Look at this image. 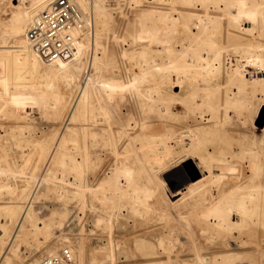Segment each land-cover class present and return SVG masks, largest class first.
<instances>
[{"label":"bare ground","instance_id":"bare-ground-1","mask_svg":"<svg viewBox=\"0 0 264 264\" xmlns=\"http://www.w3.org/2000/svg\"><path fill=\"white\" fill-rule=\"evenodd\" d=\"M50 1L52 0H31L26 12L16 7L5 28V32L15 39L14 45L0 48V66L5 68V75L0 79L3 87L0 93V114L4 116L5 111L15 108V112L13 111L15 121L23 127L28 124L34 109H38L39 114L44 118L61 121V130L56 131L51 144L35 135L28 139L24 136L22 127H13L6 131V135L17 139L15 145L18 148H30L27 152L22 151L19 165L14 168L8 164L5 167L6 175H12L13 178L22 177L28 169H32L37 172V176L32 178V181H14V184L9 183L8 180L0 181V195L3 193L14 195L11 201L0 204V217L5 219V223L0 224V264H12L8 255L11 252L16 253L14 244L22 230L31 227L37 232V229L45 228V226L37 227L38 219L34 213V206L42 195L55 189L57 180L64 183L65 189L80 202L83 209H93V202L108 190L113 202L116 200L119 207L126 204L123 207L132 215L140 217L152 212L144 193V190L150 187L144 181L145 166L143 169L128 161L118 163L119 165H115L110 172H107L110 177L102 180L101 176L106 171L101 169V164L105 157L104 149L109 151L113 148L116 153L115 149L118 145L115 139L128 136V140L125 141L128 142L125 146V151L128 153L126 149L129 143L135 139L148 138V135L142 133L153 126V121H149V115L155 113L163 118L165 115L174 114L171 111L174 100L184 103L183 106L188 109L186 113L200 114L202 118L204 117L202 114L208 115L207 120H199L195 129L189 130L187 135L177 133L179 138L187 139L190 148H194L197 153L193 156L191 149L185 154V159L180 160L194 159L196 165L201 166L198 172L201 178L192 182L191 187L195 189L205 185L210 187L202 196L209 217L196 221L199 224L205 222L206 230L210 232L209 237L212 239L235 237L236 231L249 227L264 235V134L252 133L250 138L227 139L226 134L221 132L219 127L224 124L223 122H228L227 113H223L225 114L223 116L221 110L229 109L230 102L240 100V105L247 109L257 99V95L264 98V0H147L148 4L141 8L138 16L136 15L131 32H127L126 36L112 34L113 42L118 45L127 38L130 39L131 45L137 43L138 37L147 41V47L140 48L141 53L137 55L143 58L149 55V65L154 69H166L175 73L178 77L176 76L174 83L180 85L178 89L185 86L182 85L184 82L188 83L186 87L189 91L183 98L171 92L174 83L170 82L169 89H165L162 87L163 81L161 84L157 79L159 81L156 83L153 76L147 84L146 78L138 73L127 81L105 76L110 64L115 69L119 66L115 60L108 62L107 51L100 45L108 20V14L102 9L104 0H73L80 11L88 16L91 15L83 11L91 8L99 10V30L97 33L95 31L94 37L90 39L92 29L76 44V52L72 60L51 65L44 64L32 52L25 34L31 24L46 10ZM93 21H91L92 26ZM158 56L166 57V64L164 63L163 67L155 65V58ZM132 57L133 54L127 49L121 48L120 60H130ZM124 93L130 94L136 100L138 110L144 118L138 119V123L135 124L136 129L132 130L135 131L134 134H130L131 129L128 128L117 133L110 132V138H115L116 144H114L106 136L101 121L108 116L115 99ZM180 104L182 106L181 102L178 106ZM27 109L31 112L28 113ZM20 111L27 113L26 119L19 115ZM210 133L217 134V138L211 139L213 149H201ZM224 137L226 143L221 145ZM69 144L72 148H69ZM158 144L165 146L161 140L152 142L151 149L149 148L143 155L145 160L143 158L142 161L139 160L145 161L150 170L155 169L154 167L161 168L163 162L155 153ZM12 151L13 148L3 152L0 162L8 160L10 154L14 152ZM163 154L167 159L171 158L169 151L165 150ZM240 163L248 169L249 178H243L244 168ZM67 177H70L72 182ZM191 187L189 192L194 190ZM194 192L196 193V190ZM234 215L238 218L236 222L232 220ZM101 221L104 220H98L100 223ZM111 221L112 218H109L108 223ZM190 226L192 228V224ZM224 243L223 248L222 245L220 247L225 250ZM140 248L145 252L144 258H139L142 260H136L134 263L136 258L132 262L130 260L126 262L129 264H236L243 255L241 250V252L227 250L214 253L210 257L183 260L179 256L180 253H175L170 243L162 238L157 242L149 241L147 245L142 241ZM65 249L68 248L46 257L40 264H49L50 259L60 256ZM68 251L73 258L71 264H85L88 259V255L83 251H77L78 253L72 249ZM98 253L96 250V254ZM102 258L98 257V260L103 261ZM105 261L108 264H119L121 257L112 256L105 259L103 264Z\"/></svg>","mask_w":264,"mask_h":264},{"label":"rangeland","instance_id":"rangeland-1","mask_svg":"<svg viewBox=\"0 0 264 264\" xmlns=\"http://www.w3.org/2000/svg\"><path fill=\"white\" fill-rule=\"evenodd\" d=\"M30 1L31 0H2L0 3V48L11 47L14 45L15 39L13 38V40L5 32V28L9 23L12 13L17 9L16 7L20 8L21 11L25 10L24 12H26L30 7ZM147 2V0H104V7L102 9L108 14V20L106 25L107 27L103 31V35L101 37L100 45H102V47L107 51L109 58L108 62L111 63L113 60H115L117 62V66H119L115 69L114 66L110 64L105 76L107 78L127 81L132 78L134 74L138 73L146 78V84L150 82L151 76H153V80L156 83H158L159 80V83L163 81V84L161 83L163 85L162 87L169 89L170 84L174 83L178 76L175 73L170 72V70L164 69V71L163 69L158 70L157 68L154 69L151 67L149 65V55H147L145 58L137 55L141 53L140 50L142 47H147V41L141 37H138L137 43L131 45L130 39L127 38L121 45H118L112 40L113 33L126 36L127 32H131L136 15H139L141 8L145 7V5L148 4ZM83 12L90 14L92 21L94 20L92 23L93 31L90 35V39H92L95 35V31L97 33L99 30L98 16L100 15V12L97 8H91L90 10ZM121 48L127 49L131 54H133V57L130 59L131 61L128 59L125 61L120 60L119 53ZM165 62L166 57L158 56L155 58L156 66L163 67ZM165 72H168L169 74H166ZM4 75L5 68L0 66V79ZM181 78L182 77H180V79ZM175 84L176 83H174L173 87H171V92L174 95H178L180 98H183L186 95V92L189 91L187 88L188 83L186 84V82H184L182 85L185 86L182 87V89L181 87L178 89L180 85L176 84V87ZM1 88L2 90L0 93L3 91V87L0 83V89ZM236 92L241 93L240 91ZM256 98L257 99L252 102L251 107L249 105V108L247 107V109L240 105V100L230 102L229 109H227L228 111L226 109L223 110L222 108L221 115L224 116L227 113L228 122H223L224 124L220 125L219 127L221 132L226 134L227 139L229 137L236 139L240 137L250 138L252 133H257L260 135L264 134V98H262L261 95H257ZM178 102H181L182 106L181 104L178 106ZM175 103L176 105H174ZM136 104V100L128 93H124L121 97L115 99L108 116L106 119H102L101 121V126L105 129L106 136L110 138V132L113 131L117 133L118 131L125 128L131 129L130 134H134L135 131L132 130L136 129L135 124L138 123V119L140 120L144 118L143 114H140ZM183 104L184 103L182 101L174 100L172 106L175 108H171V111H173L174 114L165 115L163 118H160L155 113H151L149 115V121H153V126L150 127V130L146 129L142 133L144 135H148V138L135 139V141L129 143L126 149L128 153L125 151V146L128 144V142L125 143V141L128 140L127 135L121 136L119 139L110 138L114 144L117 142L118 146L116 145V153H114L113 148L109 151L104 149L105 157L101 164V169L106 172L101 176L102 180H107L110 177V174H107V172H110V169H112L115 165H119L126 161L138 165L143 169L145 166L144 181L149 184L150 189L147 188V190H144V193H146V201L152 208V212L143 215L144 217L142 215H140V217L132 215L127 208L123 207L126 204H122L123 206L119 207L117 206L116 200L113 202L114 200L111 199V196L109 195L110 191L108 190H105L104 194L99 195L102 197V199L98 197V200L93 202V209H83L80 202L76 198H73L71 193L65 189L66 186L64 183L60 180H57V183L54 185L55 189L47 192L49 195L47 193L44 194L45 196L42 195L34 206V213L38 219L37 227L45 226V228L43 227L42 230L37 229L36 232L33 230V228L29 227L20 232L14 244L16 253L14 254L11 252L8 255V258L12 261V264H40L43 259L56 252L58 253L64 248L72 249L75 253H78L79 251L86 253L88 255V259L85 261V264H103L105 259L112 256L121 257V262L119 264H129L126 262L127 260L132 262L133 259L136 258L133 261L134 263L136 260H142L139 258H144L145 252L143 248H140L142 241H144L147 245L149 241L157 242V240L160 238L164 239L165 242L170 243V245L174 248L175 253H180L179 256L183 260H193L196 259V257H210L212 254L219 253L221 251L224 252L227 250H237L238 252L242 251V258L245 260L241 258L240 261L236 262V264H264V235L258 232V230L249 227L241 231H236L235 237L226 236L225 238L212 239L209 237L210 232H207L206 230L204 225L205 222L199 224L198 221H196L198 219L205 220L209 217L207 207L202 201V196L209 190L208 188L210 187L207 185L198 187L196 189L191 187L192 182H195L201 178L200 175L198 176L201 166H197L194 159L193 161H181L182 159H185V154H188L189 150L191 151L192 149L193 156H195L197 153L194 148H190L187 139L184 140L179 138L177 133L179 135H187L189 130L195 129L199 120H207L208 115L202 114L204 116L202 118V116L199 114L201 116L200 118V116L197 114H192L191 112L186 113L188 109L185 108V105L183 106ZM235 104H238V106H235ZM14 109L15 108H10V110L8 109L9 111H5L4 116H2V113L0 114V156L3 154V152H6V150L9 151L11 148H13L14 151H12L14 154L11 153V157H9L8 160H1L0 162L2 167L0 168V181L8 180L11 184H14V181H32V178L37 176V172L35 170L28 169L24 176L22 175V177L20 176L17 178L11 177L12 175H6L7 173L5 172V167L10 164L15 168V166L19 165L22 160V151L26 150L27 152L28 149L30 150V148L26 147H23L24 149L18 148L15 145L17 139L6 135V131L12 129L13 127H22L24 128V136H26L28 139L34 137L35 135L37 137L39 136L42 140H45L48 144H51L56 131L58 132V130H61V121L59 119L44 118L39 114L40 111L38 109V112L36 109L32 110L33 115L28 120V124L23 127L22 124L20 125L15 121L13 115L15 112ZM27 110L28 113L31 112L29 109ZM19 115L26 119L27 113L20 111ZM134 136L135 135H133V137ZM212 137L217 138V134L210 133V135H208L207 141L203 142L201 149H213ZM158 140H161V142L165 143V146L158 144L157 147H155V153L161 157L163 162L161 164V168L154 167L155 169L150 170L148 164H146L145 161L140 162L139 160H145L143 156L144 153L149 150L152 142L156 143ZM225 143L226 138L224 137L221 145H224ZM68 146L69 148H72V145L69 144ZM165 150L169 151L171 158L167 159L166 155L163 154ZM241 165L244 168L243 178H249L250 174L248 173V169H246L244 164ZM67 179L72 182L70 177H67ZM190 187L191 189H194L192 192H189ZM195 190L196 193L194 192ZM212 191L214 192L215 190ZM180 194L182 195L180 196ZM13 198L14 195L3 193L0 195V204L7 203ZM182 214L183 216H181ZM109 218H112V221L108 223ZM187 218L189 219L188 222ZM100 219L104 221H101V223L98 222ZM232 220L234 222L238 221L237 216L234 215ZM50 221H52V224ZM4 223L5 219L0 217V224ZM189 223L192 224V228ZM107 224L109 225L107 226ZM227 238L229 240H227ZM233 242H235L236 245ZM223 243L225 250L222 249ZM241 247L243 249H241ZM96 250L97 253L99 252L98 254H96ZM102 252L105 255L101 254ZM96 255H98L97 258L95 257ZM98 257H103V261H101V259L98 260ZM93 258L97 261H95ZM92 260L94 262H92ZM105 264H108V262L105 261Z\"/></svg>","mask_w":264,"mask_h":264},{"label":"built area","instance_id":"built-area-1","mask_svg":"<svg viewBox=\"0 0 264 264\" xmlns=\"http://www.w3.org/2000/svg\"><path fill=\"white\" fill-rule=\"evenodd\" d=\"M91 21V16L82 13L73 0H52L31 24L25 38L44 64L68 62L75 56L76 44L91 32ZM72 262L71 253L65 249L49 264Z\"/></svg>","mask_w":264,"mask_h":264}]
</instances>
